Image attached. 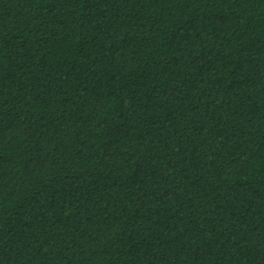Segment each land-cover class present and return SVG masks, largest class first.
<instances>
[{"label": "trees", "instance_id": "1", "mask_svg": "<svg viewBox=\"0 0 264 264\" xmlns=\"http://www.w3.org/2000/svg\"><path fill=\"white\" fill-rule=\"evenodd\" d=\"M0 264H264V0H0Z\"/></svg>", "mask_w": 264, "mask_h": 264}]
</instances>
